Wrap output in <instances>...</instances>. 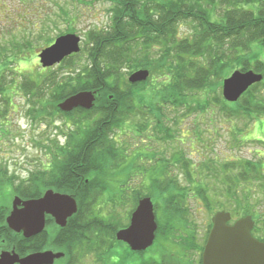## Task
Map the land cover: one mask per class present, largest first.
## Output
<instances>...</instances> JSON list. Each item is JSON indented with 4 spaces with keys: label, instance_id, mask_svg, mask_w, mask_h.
<instances>
[{
    "label": "trees",
    "instance_id": "1",
    "mask_svg": "<svg viewBox=\"0 0 264 264\" xmlns=\"http://www.w3.org/2000/svg\"><path fill=\"white\" fill-rule=\"evenodd\" d=\"M113 1L119 2L114 3L117 10L111 20L112 26L88 32L85 37L84 52L92 62L91 68L76 75L78 78L73 79L70 90L61 94V98L57 96L54 104L56 115L63 113L58 109L59 102L80 92L96 93L94 107L80 111L87 115L82 122L91 124L77 126V131L70 136L71 147L56 151L53 161L51 159L53 174L50 178L32 175L29 187L14 188V196L25 200L38 199L47 190L73 196L78 203V212L64 229H58L59 233L93 235L101 231L100 222L94 220L99 218L95 214L96 205L103 195L122 196L127 185H133L135 166L136 173H141L143 178L140 184L148 181V187L153 189L154 193L146 196L156 201V211L161 210L159 201L163 206H174L173 210L164 211L167 221L163 222V227L158 221L157 234L174 233L171 222L179 212V223H176L182 224V218L187 214L184 203L190 193L198 192L196 195L205 207L213 211L214 203L203 187L205 179L210 177L216 180L214 193L219 200L226 195L235 198L241 184L245 183L244 190L251 188L247 185H259L264 193L263 166L250 160L236 163L209 159L201 162L197 170L189 166L190 160L181 163L178 154L174 161L165 163L161 158L157 159L156 153H146L150 155L151 166L147 157L134 158L133 164L126 168L127 177L121 173L120 167L129 161L130 156L122 155V146L114 145L109 139L111 134L116 135L117 129H123L139 115L149 117V123L152 122L140 125L141 130L151 128L155 134L153 137L168 143L175 136L163 128L169 121L164 110L184 111L180 119L173 117L168 122L180 130L182 119L188 115L206 114L217 108L227 120L245 122V128H236L233 134L234 141L242 143L240 137L245 129L264 116V80L253 85L236 103L223 99L222 85L236 71H253L264 76L263 55L260 56L264 51V0H144L136 7L134 0ZM183 25L192 28L189 37L182 34ZM161 47L165 49L162 53L158 52ZM257 48L259 52L255 51ZM76 56L79 57L76 54L66 63L73 67ZM141 69L149 72L147 81L131 84L126 80L125 71L129 70L130 74ZM54 81L44 79L37 88L29 83L23 84V92L28 96L35 94L38 99L44 98L40 91L46 95ZM62 116L68 118L71 113ZM197 136L200 142L204 141L201 132ZM119 156L123 160L118 164ZM173 166L178 168L175 172L182 169L188 188H177L182 182L179 175L172 177L169 174ZM113 168L120 171L117 178L111 176ZM137 187L140 186L137 184ZM253 192V189L248 190L249 197L245 198L248 202L251 195L254 196ZM235 202L238 204L237 200ZM7 210L0 211V252L14 249L19 255H25L40 250L35 239L26 240L8 228ZM250 213L247 211L246 215ZM87 218L93 220L89 222ZM262 226L264 228V222ZM89 239L93 241L95 238H64L57 240L56 244L67 251L83 249L82 243Z\"/></svg>",
    "mask_w": 264,
    "mask_h": 264
},
{
    "label": "rangeland",
    "instance_id": "2",
    "mask_svg": "<svg viewBox=\"0 0 264 264\" xmlns=\"http://www.w3.org/2000/svg\"><path fill=\"white\" fill-rule=\"evenodd\" d=\"M143 1L134 0V4L137 3L135 7ZM118 2L113 0H81L80 2L78 0H0V211L7 208V212H10L14 188L25 187L27 189L32 175L50 178L53 174V163L51 162L56 151L60 148L69 149L71 147V135L77 131V126L84 127L91 124L82 122L83 118L87 116L80 112L84 111L82 109L75 110L68 118L62 116L63 113L55 115L54 104L57 96L61 98V94L70 90L73 79L78 78L76 75L83 74L91 68L92 62L88 60V53L84 52L86 49L84 47L85 37L88 32L112 26L111 20L117 10L114 3ZM181 31L185 37H189L192 28L183 25ZM71 34L82 40L81 51L78 53L79 57L74 58L73 67L66 63L69 61H66L53 68L43 69L39 59L40 53L50 47L58 38ZM163 50L165 49L161 47L158 52L162 53ZM255 51L259 52L258 48ZM262 55L264 60V51H261L260 56ZM138 71L130 74H128L129 70L125 71L126 80H129L130 76ZM44 79L55 80V85L52 83L53 85L46 95L44 91H40V94L45 96L44 98L38 99L35 94L28 96L23 92V84L29 83L37 88L41 87L40 84ZM171 110H164L169 121L164 124L163 128L170 130L175 136V139L168 143L153 137L155 134L151 128L141 130L140 125L148 124L151 119L139 115L131 119L127 126L123 127L124 130L117 129L116 135L111 134L110 141L114 145L122 146L123 152L120 153L130 156L129 161L120 167L121 173L127 174L126 168L130 167L134 158L147 157V162L151 166L152 161L148 157L150 155L147 156L146 153H156L157 159L161 158L165 163L174 161L178 154L182 159L181 163L190 160L189 166L197 170L200 169L201 162L216 159L218 162L233 161L236 163L250 160L257 166L262 165L264 171V116L245 129L240 137L242 143H238L234 141L233 134L236 132V128H245V122L242 120L229 121L217 108H214L206 114L199 113L183 118L179 130L168 122H171L173 117L180 119L184 111L176 113ZM39 111H41L40 114ZM34 115H36V119ZM200 132L204 139L203 143L197 139ZM118 158L119 164L123 157L119 156ZM143 163L146 165V162ZM176 169L178 168L173 166L169 174L172 177L179 175L182 186H177V188L180 190L188 188L182 169L179 168L178 172H175ZM193 169L192 171H194ZM120 171L113 168L110 171L111 176L117 178ZM136 171L135 166V171L132 172L133 185L130 187L127 185V190L122 196L103 195L100 203L96 205L95 214L99 218L94 220L107 226V232H110V235L114 236L120 229L128 227L131 220L130 212L136 208V202L143 196L154 193L153 189L148 187V181L145 184L142 183L143 185L140 184L143 178L140 176L141 173H136ZM141 171L144 170L141 169ZM200 173L199 171V177ZM126 176L129 177L128 174ZM205 181L203 187L208 190L206 192H208L212 204L214 203L213 211L205 207V203L197 196L198 192L197 195L190 193L184 203L187 211L184 217L188 219L184 218L183 221L186 222L182 224L185 226L194 224L195 230L203 235L210 229L211 219L216 213L231 212L236 220L247 216L246 212L251 211L250 216L258 224L256 235L264 236L262 226L264 222L263 188L259 185H247L251 187L250 189L247 187L248 190L253 189L255 196L251 195L252 199L249 202L245 199L249 197L248 190H244L246 183L241 184L235 198L226 195L219 200L214 193V186L217 185L215 178L210 177ZM137 184L140 187H137ZM142 188L143 190H140ZM113 192H117V190ZM235 200L238 201V204ZM154 202L156 201L154 200ZM159 204L161 210L157 212V216L163 227V222L167 221L165 212L173 210L174 206H163L160 201ZM169 212L174 214L173 211ZM180 213L178 216L181 215ZM175 216L171 223H173V231L176 234L182 230V224H177L179 217ZM87 220L90 222L93 219L87 218ZM55 229L54 225H50L47 227L46 233L57 231ZM45 240L44 237L42 241L45 242ZM168 248L174 249L171 245ZM86 263L92 264L93 262Z\"/></svg>",
    "mask_w": 264,
    "mask_h": 264
},
{
    "label": "water",
    "instance_id": "3",
    "mask_svg": "<svg viewBox=\"0 0 264 264\" xmlns=\"http://www.w3.org/2000/svg\"><path fill=\"white\" fill-rule=\"evenodd\" d=\"M81 38L66 35L58 38L53 45L40 55L43 68H51L64 59L81 51ZM149 72L138 71L129 78L131 84L147 81ZM264 80L262 74L253 71H236L223 81L222 95L229 103H236L255 84ZM96 93L80 92L58 104V109L70 113L75 109L91 110L95 105ZM78 212V203L73 196L47 190L41 198L24 200L14 196L11 210L6 218L8 228L25 239L34 238L46 230L47 217L52 218L58 228H65ZM232 216L218 212L212 218V230L203 254V264H264V243L252 236L254 221L251 216L237 220L229 226ZM158 229L154 204L150 198L142 199L132 215L129 228L117 234V240L130 245L133 250H145L155 240ZM64 256L62 252L44 251L20 257L12 251L0 252V264H53Z\"/></svg>",
    "mask_w": 264,
    "mask_h": 264
},
{
    "label": "flooded vegetation",
    "instance_id": "4",
    "mask_svg": "<svg viewBox=\"0 0 264 264\" xmlns=\"http://www.w3.org/2000/svg\"><path fill=\"white\" fill-rule=\"evenodd\" d=\"M184 218L187 217L182 218V223L186 222L183 221ZM233 223L234 220L230 225H233ZM50 225H54L57 231L52 233L43 232L34 237L33 239H35L36 245L40 250L33 253L44 251L64 253V256L55 260L53 264H87L86 262L88 261H92V264H202L204 247L211 231V229L207 230L206 234L200 235L195 230L194 224H191V226L182 224L180 232L176 234L163 233L158 237L156 235V239L150 247L136 251L127 243L117 240L118 232L114 236L110 235L111 233L107 232V226H104L102 222H100L101 231L93 235L59 233L58 229L60 230V228L56 226L52 218L47 220L46 229ZM254 235L259 241H264V236H257L256 232ZM80 236L87 239L88 237L95 239L93 241L89 239L88 242L82 243L83 249H68V251L56 244L64 238ZM44 237L46 238L45 242L42 241ZM169 245L174 247V249L168 248ZM29 254L31 253L20 255V257H26Z\"/></svg>",
    "mask_w": 264,
    "mask_h": 264
}]
</instances>
